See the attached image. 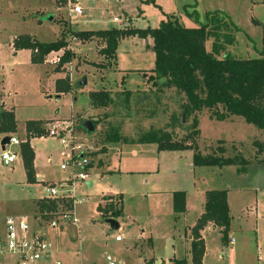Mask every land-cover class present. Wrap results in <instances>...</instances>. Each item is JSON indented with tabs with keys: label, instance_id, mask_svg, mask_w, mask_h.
Segmentation results:
<instances>
[{
	"label": "rangeland",
	"instance_id": "obj_1",
	"mask_svg": "<svg viewBox=\"0 0 264 264\" xmlns=\"http://www.w3.org/2000/svg\"><path fill=\"white\" fill-rule=\"evenodd\" d=\"M74 5L84 11L83 16L70 13ZM216 11L238 28L232 46L226 50L229 56L252 60L264 55V0H0V103L4 99L14 112L16 138L23 136L27 122H39L37 127L43 128L44 137L29 142L33 172L43 179L69 176L68 170L59 169L64 159L60 152L64 150L56 138L46 133L53 124H59L62 135L73 137L71 146L82 144L89 151L91 186L78 182L74 195L84 201L71 207L78 227L45 230L54 245L56 261L106 264L105 258L109 257L117 264H153L156 256L168 263L173 245L178 257L183 244L189 249L196 224L186 227L180 219L173 221L169 194L185 193L190 210L188 222L202 208L203 191L216 187L228 193V238L232 234L239 241L234 251L241 242L244 248L240 253H231L222 245L218 231H208L203 235L204 264H235V254L248 261L254 256L264 263V153L253 146L255 141L264 145V132L246 125L241 118L218 123L211 119V111L202 110L195 115L199 135L192 137L193 116L184 117V121L182 118L177 126L171 123L172 115L179 118L183 97L161 86L151 87L147 81L154 67L150 40H123L117 46L116 60H109L100 54L105 47L100 40L83 43L73 38L78 31L155 29L167 17L175 18L180 26L196 28L206 23L207 14ZM22 35L42 43L63 38L73 58L60 64L65 51L60 50L46 56L45 65L32 64L28 51L16 53L12 49V41ZM65 75L69 76L72 92L56 99L54 83ZM82 78L86 85L79 87ZM97 91L109 94L111 103L107 107H91L88 95ZM125 92H131L128 102ZM85 122L92 123V133L85 130ZM150 129L169 132L178 142L196 143L203 156H220L216 150L221 147L225 158L241 154L250 165L244 174H237L232 167L197 168L192 165V151L157 152L154 144L122 143L124 139L137 140ZM113 132L121 140L112 144L108 139ZM2 140L0 136V154ZM7 150L16 154L17 161L10 167L0 165V234L6 217L32 218L36 211L28 201L45 193L38 182H26L20 146ZM103 166L109 173L99 175L96 169ZM152 191L163 194H150ZM117 194L122 195L124 215L113 219L121 228L112 231L104 222L112 219L111 214L101 216L97 207L120 209ZM116 236L121 241L116 242ZM189 255L187 252L186 257ZM7 263L17 264L12 258L0 257V264ZM41 264L55 262L50 259Z\"/></svg>",
	"mask_w": 264,
	"mask_h": 264
},
{
	"label": "trees",
	"instance_id": "obj_2",
	"mask_svg": "<svg viewBox=\"0 0 264 264\" xmlns=\"http://www.w3.org/2000/svg\"><path fill=\"white\" fill-rule=\"evenodd\" d=\"M238 28L222 13L216 11L206 15V23L196 28L180 26L173 17H167L158 28L145 30L126 27L123 29L110 28L102 31H78L73 35L80 42H91L92 39L100 40L104 49L100 54L109 60H116L118 44L128 38L137 37L141 40H151V49L154 54V67L150 70L147 81L151 87H162L173 90L184 99L180 107V115H172V126L182 124V118L194 117L191 125L192 137H197L198 118L195 116L202 110L211 111V119L216 122L241 118L248 126L255 127L264 132V55L252 60L232 58L226 53L232 46ZM210 45L208 49V45ZM68 43L60 38L53 43L37 42L34 38L22 35L12 41V49L15 52L30 51L32 64L44 63L45 57L51 53L65 50L59 59L60 64H67L73 58V53L66 49ZM162 82V83H161ZM55 94H69L72 92V84L68 75L55 81ZM150 91V90H149ZM164 91V90H163ZM162 92V91H161ZM131 92H125V101L129 99ZM91 107L100 109L107 107L111 101L109 94L103 91L91 92L88 95ZM128 102V101H127ZM39 122L26 123L27 140L20 145L26 182H35L33 172L32 149L29 145L31 138L44 137L43 128H38ZM35 126V127H34ZM16 121L11 111H5L0 106V134L9 135L15 132ZM113 132L108 139L110 143L119 142L120 136ZM10 137V136H8ZM124 144H154L158 152H184L192 151V165L197 168H223L234 167L237 174L247 171L249 162L241 155L233 158H225L224 149L219 147L216 152L220 156H203L197 151L196 143L189 141L178 142L172 139L169 132L148 130L137 140H123ZM253 146L258 152L264 153V145L256 142ZM264 165V159L262 164ZM121 199V198H120ZM68 206L66 201H51L43 199L35 204L34 219L44 212L55 213L59 205ZM120 200V209L114 210L98 208L103 216L111 214L115 219L121 216L123 207ZM204 208L202 215L195 221V227L191 233L190 256L191 264H202L205 251V242L201 232L211 224L219 229L223 246H228L230 230V213L227 204V190L207 191L204 195ZM172 206L175 215L185 213V193L174 192L172 194ZM50 217L45 216L47 221ZM171 264H188L185 260H173Z\"/></svg>",
	"mask_w": 264,
	"mask_h": 264
},
{
	"label": "built area",
	"instance_id": "obj_3",
	"mask_svg": "<svg viewBox=\"0 0 264 264\" xmlns=\"http://www.w3.org/2000/svg\"><path fill=\"white\" fill-rule=\"evenodd\" d=\"M84 11L74 5L70 9V13L74 17H81ZM114 22H117L114 19ZM57 124H53L47 130V136L56 138L64 151L60 152L63 162L60 164L61 171L68 170L67 175L57 184L45 187L46 197L44 199L51 201H66L68 206L62 204L57 207L55 213L44 212L37 219L29 216H8L3 221V231L0 234V257L2 259L12 258L17 264H41L52 259L55 264H61L56 261L55 248L46 236V229L60 230L64 226L78 227L79 221L72 212V206L79 205L84 200L77 198L75 188L79 181L87 183L90 180L89 151L84 149L82 144L71 146L73 137L71 135H62L61 128ZM10 142L5 146V150L0 154V165L10 167L17 161V156L13 151L7 150V147L19 146L20 141L14 137H9ZM45 216L50 217L47 221ZM115 241H121L120 236L115 237ZM235 240L230 239V245H234ZM106 264H117L115 260L109 257L105 258ZM8 264V263H7Z\"/></svg>",
	"mask_w": 264,
	"mask_h": 264
},
{
	"label": "crops",
	"instance_id": "obj_4",
	"mask_svg": "<svg viewBox=\"0 0 264 264\" xmlns=\"http://www.w3.org/2000/svg\"><path fill=\"white\" fill-rule=\"evenodd\" d=\"M150 39H148V41H149ZM147 41V42H148ZM151 41V40H150ZM146 42V43H147ZM27 51V50H26ZM19 52H22V51H19ZM29 52V54H30V56H31V53H30V51H28ZM17 53V52H16ZM43 65H45V64H43ZM54 73H58V72H56V71H54ZM61 78H63V77H61ZM59 79V78H58ZM1 88V87H0ZM54 94H55V85H54ZM56 95V94H55ZM3 96H4V94H3ZM59 96H61V95H59ZM56 99H59V97L57 96L56 97ZM3 101H4V99H3ZM1 102L0 103V105L4 108V110L6 111H11L13 114H14V112L6 105V104H4V102ZM14 119H15V115H14ZM16 125H17V121H16ZM17 127H16V129H15V132L14 133H12V134H9V135H7V136H10V137H15L16 138V136H17ZM2 138L3 137H5L6 135H0ZM16 139H18L19 141H20V144L22 143H24L26 140H27V135H26V124H25V126H24V132H23V136L22 137H20V138H16ZM36 139H39V138H31L30 140H29V142H32L33 140H36ZM23 141V142H22ZM224 141V140H223ZM30 145V144H29ZM20 146V145H19ZM12 147H14V146H12ZM157 150V149H156ZM158 152V151H157ZM16 163V162H15ZM14 166V165H13ZM104 167L105 166H103V167H99L98 169H96V171H98V172H100L99 173V175H105V174H108L109 172H106L105 170H103L104 169ZM192 168V167H191ZM203 168H206V167H203ZM223 168H225V167H223ZM232 168H234V167H232ZM206 169H211V168H206ZM220 169H222V168H220ZM235 169V168H234ZM89 172V171H88ZM91 172V171H90ZM34 174H35V180H36V182H38L41 186H42V188L43 189H45V187H47V186H51V185H54V184H57L58 182H60L61 181V179H63V178H61V179H52L50 176H48L46 179H43V177L40 175V174H38V172H34ZM66 177V176H65ZM89 182H87V184H88ZM91 186V183H89V187ZM214 187V186H213ZM216 187H214V188H211V190H207V191H212V190H217V189H215ZM45 191V190H44ZM207 191H203V193H202V198H203V203H204V195H205V193L207 192ZM174 192H171L169 195H170V197H171V206H172V194H173ZM150 194H163V193H160V191H152ZM46 191H45V193H44V195H43V197H40V198H37V199H31V200H29L28 202L29 203H31L32 205H33V207H34V209H35V204H36V202H38V201H43V199L46 197ZM117 195H119V194H117ZM120 196V200H121V203H122V195H119ZM227 199H228V193H227ZM227 204H228V200H227ZM122 205V204H121ZM185 205H186V207H185V213L184 214H182V215H175L174 214V212H173V221L174 220H182L183 221V223H185L184 225L186 226V227H188V226H191V225H193L194 224V222L202 215V213H203V208H204V205L202 204V208H201V210H199L198 211V214L195 216V217H193V219L190 221H188V222H186V217H187V215L188 214H190V210H189V206L187 205V199H186V196H185ZM229 205V204H228ZM122 207H123V205H122ZM124 208V207H123ZM172 211H173V206H172ZM229 213H230V205H229ZM122 214H123V210H122ZM122 214H121V216H122ZM124 215V214H123ZM7 218V217H6ZM263 218H264V215H263ZM230 220H231V217H230ZM118 223V222H117ZM2 225H3V223H2ZM120 225V224H119ZM230 225H231V223H230ZM120 228H121V225H120ZM211 230H214V231H218L219 232V229L216 227V226H214V225H211V224H209V225H207L205 228H204V230L201 232V237H202V240L205 242V238L203 239V235H204V233H207L208 231H211ZM3 231V230H2ZM2 231H1V234H2ZM231 231V226H230V230H229V232ZM221 236V235H220ZM233 239V240H235V243H234V245H230V239ZM221 239V238H220ZM241 239V238H240ZM228 240H229V244H228V246H225L226 248H228L229 247V249H230V252L231 253H234V252H237V253H240V251L242 250V248H244L243 247V243L241 242L240 243V248H238L237 249V251L235 250L234 251V246H236V245H238V243H239V241L237 240V238H235L234 236H232V234H230V236H229V238H228ZM190 241H191V239H190ZM116 242H119V241H116ZM253 240H252V245H253ZM189 244V249H187V246H186V244H183L182 246H183V250H181L182 251V254L180 255V257H178V253H177V250H176V245H173L172 247H173V251H172V257H169L168 259H169V262L168 263H165L164 261H159L160 259H158L156 256H155V261L153 262V264H171L172 263V261L173 260H185L188 264H191V256L189 255V258H187L186 257V254H187V252H189V254H190V244H191V242H189L188 243ZM223 245V244H222ZM186 247V248H185ZM263 254H264V252H263ZM205 255H206V242H205V251H204V255H203V260H202V264H204L205 263ZM238 254H235V257H236V261H235V264H264L263 263V261H261L260 260V258H257V260H256V257H254V256H252L253 258L250 260L249 259V261H248V259L247 258H243V259H241L240 257H238L237 256ZM54 258H55V256H54ZM162 258V257H161ZM56 259V258H55ZM164 260V259H163ZM240 260H243L244 262H239ZM251 262V263H250Z\"/></svg>",
	"mask_w": 264,
	"mask_h": 264
},
{
	"label": "water",
	"instance_id": "obj_5",
	"mask_svg": "<svg viewBox=\"0 0 264 264\" xmlns=\"http://www.w3.org/2000/svg\"><path fill=\"white\" fill-rule=\"evenodd\" d=\"M45 19H42V20H45ZM47 20H50V17H48ZM77 84L79 87L85 86L86 85L85 84V78H82ZM183 121H184V117H183ZM84 128L88 133H92L94 131L92 123H90V122H85ZM2 139L3 140L1 142V152H3L5 150V146H7L10 142V139L7 135L5 137H3ZM88 185H89V183H88ZM104 222L107 225H109V227L112 231L118 230L120 228V225L117 223V221H115L113 219H107Z\"/></svg>",
	"mask_w": 264,
	"mask_h": 264
}]
</instances>
